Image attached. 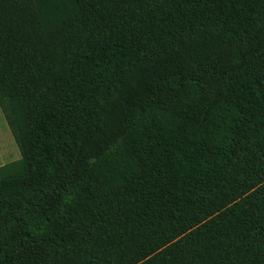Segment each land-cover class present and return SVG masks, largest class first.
Returning <instances> with one entry per match:
<instances>
[{"label": "trees", "instance_id": "1", "mask_svg": "<svg viewBox=\"0 0 264 264\" xmlns=\"http://www.w3.org/2000/svg\"><path fill=\"white\" fill-rule=\"evenodd\" d=\"M0 264H264V0H0Z\"/></svg>", "mask_w": 264, "mask_h": 264}, {"label": "rangeland", "instance_id": "2", "mask_svg": "<svg viewBox=\"0 0 264 264\" xmlns=\"http://www.w3.org/2000/svg\"><path fill=\"white\" fill-rule=\"evenodd\" d=\"M19 158V149L0 111V165Z\"/></svg>", "mask_w": 264, "mask_h": 264}, {"label": "crops", "instance_id": "3", "mask_svg": "<svg viewBox=\"0 0 264 264\" xmlns=\"http://www.w3.org/2000/svg\"><path fill=\"white\" fill-rule=\"evenodd\" d=\"M1 166V165H0Z\"/></svg>", "mask_w": 264, "mask_h": 264}]
</instances>
